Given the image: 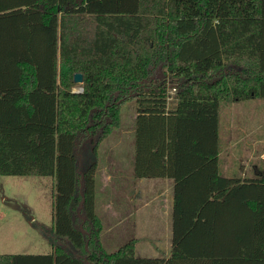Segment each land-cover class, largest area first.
<instances>
[{"label":"trees","instance_id":"trees-1","mask_svg":"<svg viewBox=\"0 0 264 264\" xmlns=\"http://www.w3.org/2000/svg\"><path fill=\"white\" fill-rule=\"evenodd\" d=\"M261 97L264 0H0V175L54 178L52 250L0 264H264V176H223L219 141L221 103ZM128 102L136 177L174 180L167 257L102 242L99 149Z\"/></svg>","mask_w":264,"mask_h":264},{"label":"rangeland","instance_id":"rangeland-1","mask_svg":"<svg viewBox=\"0 0 264 264\" xmlns=\"http://www.w3.org/2000/svg\"><path fill=\"white\" fill-rule=\"evenodd\" d=\"M153 71L155 77L159 76L160 66H156ZM80 88L77 86L75 90ZM172 92L170 89L171 95ZM136 117L135 103L124 104L122 126L100 146V166L96 173V210L105 224L102 241L108 252L116 251L130 240L137 239V254L152 256L155 254L153 252L155 244H158L162 251H167L166 244H169V250L171 248L170 215L164 210H154L156 204H151L150 207H146L143 202L140 204V199L133 200L132 204L139 208L144 207L147 209V214L145 210L120 212L119 207L122 206L123 201L116 192L117 185L123 180L131 182L139 178L133 171L130 174H123L116 168L117 160L120 165L124 163L127 169H132L131 162H134L135 156ZM261 124L264 125V97L248 99L236 104L221 103L219 141L222 175L228 172V164H226L228 161L233 162L229 170L234 174L242 172L245 163H251L250 157L264 145L262 141H258L264 137V126L262 127ZM234 127L237 131L233 133ZM232 134L237 136L235 140L231 139ZM259 160L255 158L251 164L259 163ZM106 166L110 167V173L106 171ZM108 174L113 177L112 181L104 180ZM145 181H149L148 178H145ZM53 202V177L0 175V253L50 252L52 240L41 231V225H52ZM123 206L127 207L125 204ZM116 209L126 216L121 222ZM140 213L143 215L140 216Z\"/></svg>","mask_w":264,"mask_h":264},{"label":"crops","instance_id":"crops-1","mask_svg":"<svg viewBox=\"0 0 264 264\" xmlns=\"http://www.w3.org/2000/svg\"><path fill=\"white\" fill-rule=\"evenodd\" d=\"M172 94L175 93L174 89H171ZM241 101H236L233 102V104L236 103H240ZM175 105L174 99L171 96L169 98V107H173ZM137 115V113H136ZM261 126L263 127L264 125L261 124ZM132 129V127H131ZM258 130V129H257ZM237 131L235 130V127L233 129V133ZM237 137V136H236ZM236 137L232 134L231 135V139L235 140ZM259 142L262 141L261 143H264V137H261L260 140H258ZM100 150V149H99ZM221 153V152H220ZM120 156V155H119ZM230 156V155H229ZM257 158L260 159L259 163L256 164H251L253 159ZM134 162H131V166L132 169L129 170L126 168V166L124 165H120V162L116 160L117 162V170H120L119 173H128L130 174V172L133 171V167H135V156H134ZM251 163H245L243 165V170L242 172L235 173L238 175H235L234 173H232L231 170H229V167L232 166L231 163H233L232 161H228L226 162V164H228V172H225L226 175L223 176H235V177H263L264 176V145L260 147V149L255 151V155L251 156L250 159ZM100 161V158H99ZM225 165V164H224ZM100 166V163H99ZM106 171L108 173L110 170L109 166H106ZM108 169V170H107ZM234 174V175H233ZM54 179V178H53ZM113 177L111 176V174L107 175V178L104 179L105 181H112ZM138 180L134 179L133 181L129 182H125V180H123L120 184L117 185V196L123 201V204H125L127 207H124L123 204L120 208V212H122L123 210H125V213L129 212L131 213V211L129 210H145V214H147V209H145L144 207H138L136 205H133L132 202L133 200H137L140 199V204H142V202L145 204L146 207H150L151 204H156V207H153L154 210H164L166 212H168V214L170 215V221H171V247H172V214H173V205H174V180L172 178H159V177H155V178H148L149 181H145V178H137ZM127 200V201H126ZM117 210V209H116ZM119 210H117V213L119 214L120 220L119 222L123 221L126 216L122 213H120ZM99 214V213H98ZM143 213H140V216H142ZM100 216V214H99ZM101 217V216H100ZM102 219V217H101ZM103 221V219H102ZM103 226L105 228V224L103 221ZM103 228V230H104ZM103 233V232H102ZM136 243H137V239ZM103 242V241H102ZM104 245V244H103ZM157 245V246H156ZM154 249L153 252H155V254H153L152 256L147 255V257H167L170 255L171 253V248L170 250L168 249L169 244L165 245V249L167 251H162L160 246L158 244L154 245ZM145 250V249H144ZM137 253V250H136ZM138 255V254H137ZM139 256V255H138ZM141 256H146V255H141Z\"/></svg>","mask_w":264,"mask_h":264},{"label":"water","instance_id":"water-1","mask_svg":"<svg viewBox=\"0 0 264 264\" xmlns=\"http://www.w3.org/2000/svg\"><path fill=\"white\" fill-rule=\"evenodd\" d=\"M75 82H77V83L83 82V74L82 73H76L75 74Z\"/></svg>","mask_w":264,"mask_h":264},{"label":"built area","instance_id":"built-area-1","mask_svg":"<svg viewBox=\"0 0 264 264\" xmlns=\"http://www.w3.org/2000/svg\"><path fill=\"white\" fill-rule=\"evenodd\" d=\"M82 90H83V88H80L79 90H75V89H74V91H82ZM174 90H175V89H174Z\"/></svg>","mask_w":264,"mask_h":264}]
</instances>
